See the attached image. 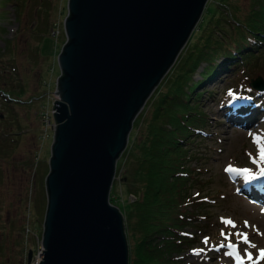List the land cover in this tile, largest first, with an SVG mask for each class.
I'll use <instances>...</instances> for the list:
<instances>
[{"label": "water", "instance_id": "obj_1", "mask_svg": "<svg viewBox=\"0 0 264 264\" xmlns=\"http://www.w3.org/2000/svg\"><path fill=\"white\" fill-rule=\"evenodd\" d=\"M206 2L66 0L36 264H128L122 213L109 200L116 159ZM249 84L263 90V75Z\"/></svg>", "mask_w": 264, "mask_h": 264}, {"label": "rangeland", "instance_id": "obj_2", "mask_svg": "<svg viewBox=\"0 0 264 264\" xmlns=\"http://www.w3.org/2000/svg\"><path fill=\"white\" fill-rule=\"evenodd\" d=\"M210 1L207 0L202 15ZM237 1L245 5L247 0ZM65 2L4 0L0 4V86L14 84L15 77L20 76L27 81L24 98L32 94L27 102H12V116L0 98V113L8 114L5 121L0 120V129H19L16 133L6 134V137L0 136L5 146L12 148L0 156V264H36L39 257L45 203L42 172L47 166L51 132H47L48 128L44 129L38 110L49 108L56 96L55 78L60 71L56 54L61 46L59 41L65 38L62 28ZM55 28L58 31L53 34ZM177 60L178 56L175 62ZM204 63L194 73L195 78L200 77L199 71ZM258 73L264 77L263 58L252 67H239L206 83L211 91L202 94L201 105L211 120L203 133L202 142L197 146L192 145L195 149L203 150L205 157L190 161L192 165L200 163L202 166L199 177L203 182L192 189L202 184L206 206L204 213L186 225L188 230L197 234V238L182 244L181 251L176 255L178 264L264 262L260 258L264 249V222L261 219L264 211L261 200L264 198L251 196L242 186L245 182L250 183L264 167V160L260 156V150L264 148V89L260 91L249 84L250 77ZM245 84L258 91L261 108L254 120L241 123L232 111L240 94L251 91L250 88L245 91L241 89ZM32 148L35 149L33 166L25 169L22 166L24 157L31 154ZM229 166L239 171H227ZM114 177L116 181L121 179L119 175ZM128 193L124 196L117 185L112 200L118 203L131 201ZM227 221H232L235 227ZM244 234L248 237L247 241ZM126 239L127 243L131 240L127 234ZM28 247L32 248L29 262L25 259Z\"/></svg>", "mask_w": 264, "mask_h": 264}, {"label": "trees", "instance_id": "obj_3", "mask_svg": "<svg viewBox=\"0 0 264 264\" xmlns=\"http://www.w3.org/2000/svg\"><path fill=\"white\" fill-rule=\"evenodd\" d=\"M3 2L0 0V4ZM62 42L63 39L59 44ZM262 58L264 0H247L245 5L237 0H211L180 50L178 60L132 120L126 144L116 159L114 176L119 175L121 179L113 178L109 200L118 205L124 231L131 239L128 264H178L176 255L182 244L196 240L197 234L186 225L204 213L206 193L202 184L192 189L203 179L199 177L200 163L192 165L190 161L205 157L203 150L192 145L202 142L211 120L202 108L201 96L211 91L206 83L218 75L239 67H252ZM203 61L200 77L195 78L194 73ZM15 78L14 84L0 86L1 103L11 116L13 101L27 102L32 97L29 94L24 98L26 78ZM38 81L40 83L39 77ZM243 86L242 90H251L248 94H240L241 98L247 97L248 102L232 112L239 122L248 123L257 116L261 100L257 98V90L248 84ZM7 115L2 113L0 120L5 121ZM18 131L0 129V136ZM6 146L0 137V156L12 149ZM34 150L32 148L31 154L25 155L23 168H32ZM46 171L47 166L43 176ZM117 185L124 196L132 191L136 198L121 203L112 200ZM28 205L29 201L26 209Z\"/></svg>", "mask_w": 264, "mask_h": 264}, {"label": "built area", "instance_id": "obj_4", "mask_svg": "<svg viewBox=\"0 0 264 264\" xmlns=\"http://www.w3.org/2000/svg\"><path fill=\"white\" fill-rule=\"evenodd\" d=\"M57 31H58L57 28H55V29L52 30L53 34H55V32H57ZM51 106H52V103H51ZM51 106L49 108H47V107L46 108L45 107L44 108H40L38 110L39 111L38 112V116H39V118L41 120V123L44 126V129H47L48 128L47 129V132L49 131L52 134L53 129H54L55 121H54L53 114H52V110H54V108L51 107ZM43 133L44 132L42 130V135H43ZM47 135L43 136V138L46 137ZM127 196H128V199L130 198L129 200H132V199H134L136 197L135 194L134 193H131V192H129Z\"/></svg>", "mask_w": 264, "mask_h": 264}, {"label": "snow or ice", "instance_id": "obj_5", "mask_svg": "<svg viewBox=\"0 0 264 264\" xmlns=\"http://www.w3.org/2000/svg\"><path fill=\"white\" fill-rule=\"evenodd\" d=\"M260 156H261V159L264 160V148H262L260 150ZM227 171H239L238 169H234L232 168L231 166H229L228 169H226ZM243 171L247 172L249 171L248 169H243ZM262 174H264V169L261 170ZM227 223H230L232 224L233 227H235V224L232 222V221H227ZM245 226H247V222H245ZM244 240L247 241V235L244 234ZM251 254H249V259H251ZM260 258L261 259H264V249L261 250V253H260Z\"/></svg>", "mask_w": 264, "mask_h": 264}, {"label": "bare ground", "instance_id": "obj_6", "mask_svg": "<svg viewBox=\"0 0 264 264\" xmlns=\"http://www.w3.org/2000/svg\"><path fill=\"white\" fill-rule=\"evenodd\" d=\"M245 179V178H244ZM241 191V190H240ZM237 200V199H236ZM251 200V199H250ZM242 201V200H241ZM251 202V201H250ZM252 204V203H251ZM251 206H253V205H251ZM256 206V205H255ZM260 206V205H259ZM264 206V205H263ZM250 207V206H249ZM255 208V207H254ZM258 208V207H257ZM260 209V208H259ZM258 214H260V213H258ZM259 216V215H258ZM259 218V217H258ZM261 219H262V221L264 222V211H263V214H262V216H261ZM262 223V222H261ZM258 229V228H257ZM259 230V229H258ZM262 230V229H261ZM255 233H256V231H255ZM264 233V232H263ZM248 238V237H247ZM250 238V237H249ZM263 238V237H262ZM247 243V242H246ZM264 245V244H263ZM229 248V247H228ZM244 254V253H243ZM217 255V254H216ZM244 256H245V254H244ZM246 258V257H245ZM243 260H244V258H243ZM244 261H246V260H244ZM243 261V262H244ZM248 261V260H247ZM246 261V262H247ZM251 262V261H250ZM260 262V261H259ZM249 263V262H248ZM246 264V263H245ZM259 264H264V262H260Z\"/></svg>", "mask_w": 264, "mask_h": 264}]
</instances>
